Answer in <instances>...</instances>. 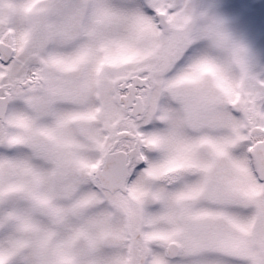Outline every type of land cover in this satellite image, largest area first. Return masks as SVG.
Returning a JSON list of instances; mask_svg holds the SVG:
<instances>
[{
    "label": "snow or ice",
    "instance_id": "6c2138e0",
    "mask_svg": "<svg viewBox=\"0 0 264 264\" xmlns=\"http://www.w3.org/2000/svg\"><path fill=\"white\" fill-rule=\"evenodd\" d=\"M246 7L0 0V264H264Z\"/></svg>",
    "mask_w": 264,
    "mask_h": 264
},
{
    "label": "rangeland",
    "instance_id": "374dc122",
    "mask_svg": "<svg viewBox=\"0 0 264 264\" xmlns=\"http://www.w3.org/2000/svg\"><path fill=\"white\" fill-rule=\"evenodd\" d=\"M246 5L244 17L234 25V32L254 54L264 53V0H232Z\"/></svg>",
    "mask_w": 264,
    "mask_h": 264
}]
</instances>
